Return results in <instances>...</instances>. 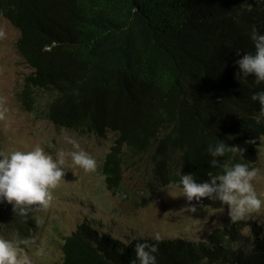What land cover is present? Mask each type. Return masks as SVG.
<instances>
[{"label": "trees", "instance_id": "1", "mask_svg": "<svg viewBox=\"0 0 264 264\" xmlns=\"http://www.w3.org/2000/svg\"><path fill=\"white\" fill-rule=\"evenodd\" d=\"M0 18L19 32L16 48L31 69L22 106L57 128L110 140L100 171L112 194L142 166L167 187L178 185L180 171L202 182L224 163L258 164L264 124L250 97L264 84L239 80L235 61L254 52L252 26L264 32V0H0ZM216 139L246 152L212 167L207 148ZM88 210L63 237L59 264H129L145 240L158 243V264H264L263 225L253 221L250 236L239 221L204 241L157 242L114 236ZM42 217L15 215L5 201L0 232L28 238Z\"/></svg>", "mask_w": 264, "mask_h": 264}, {"label": "rangeland", "instance_id": "2", "mask_svg": "<svg viewBox=\"0 0 264 264\" xmlns=\"http://www.w3.org/2000/svg\"><path fill=\"white\" fill-rule=\"evenodd\" d=\"M18 38L19 32L7 20L0 18L1 149L27 151L40 145L55 157L60 151L76 150L68 142L67 138L70 137L97 160L95 171H85L66 157L67 174L53 190L51 205L42 212L44 221L39 230L34 229V233L27 238L29 245H22L29 264H59L63 237L82 222L78 220L80 211L89 208L96 214L97 221L105 225L104 230H112L111 234L117 237L130 233L141 238L158 234L160 238L182 237L198 242L204 241L214 230L239 221L243 225L242 234L246 236L251 235V221L263 225L264 229V208L232 221L227 205L203 198L202 203L191 202L197 207L193 213L189 209L191 204L183 197L182 189L156 185L151 173L143 166L125 173L122 193L114 195L109 192L100 168L104 154L110 148V140L99 141L95 137L57 128L22 106L20 93L31 69L18 54ZM258 156L255 167L262 169V172L254 184L258 195L264 199V138L258 148ZM151 185L157 188L155 195L151 194ZM143 200L148 203L144 205ZM75 203L81 208H77ZM0 234L10 239H21L4 226Z\"/></svg>", "mask_w": 264, "mask_h": 264}, {"label": "clouds", "instance_id": "3", "mask_svg": "<svg viewBox=\"0 0 264 264\" xmlns=\"http://www.w3.org/2000/svg\"><path fill=\"white\" fill-rule=\"evenodd\" d=\"M250 39L254 44V52L249 51L235 61L239 68L237 78L253 77L254 83L259 86L264 84V32L253 25ZM250 99L259 104V111L254 116L255 122L258 125L264 124V89L253 92ZM67 139L76 150L60 151L55 157L40 145L27 151H0V203L6 201L11 204L15 215L22 217L46 211L54 199L53 190L67 174L66 157H70L73 165L85 171H95L97 160L82 149L76 140L70 137ZM227 139L232 140L234 137L228 136ZM249 143L255 144L256 141ZM207 151L213 157L211 166L216 167L220 165L217 158L225 157L227 153L243 156L246 148L229 146L225 141L216 139L214 145H208ZM222 167V174L209 173L210 179L202 182L197 181L194 174H182L180 171L178 185L170 184L168 187H182L183 197L190 204L192 201L202 203L203 198H207L227 205L228 216L232 221L243 219L253 211L264 208V199L258 195L254 184L262 169L250 168L248 163H224ZM189 209L193 213L197 211L195 204H191ZM37 222H42V218ZM154 240L159 242L160 236L156 234ZM29 243L27 238L15 240L0 234V264H29L25 248L22 247ZM158 252V243L147 240L137 242L134 247L135 257L129 264H158Z\"/></svg>", "mask_w": 264, "mask_h": 264}]
</instances>
